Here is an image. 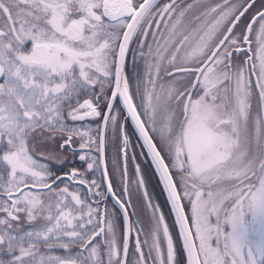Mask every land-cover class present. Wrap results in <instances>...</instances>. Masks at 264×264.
Here are the masks:
<instances>
[{"label":"snow or ice","instance_id":"obj_1","mask_svg":"<svg viewBox=\"0 0 264 264\" xmlns=\"http://www.w3.org/2000/svg\"><path fill=\"white\" fill-rule=\"evenodd\" d=\"M264 0H0V264H264Z\"/></svg>","mask_w":264,"mask_h":264},{"label":"rangeland","instance_id":"obj_2","mask_svg":"<svg viewBox=\"0 0 264 264\" xmlns=\"http://www.w3.org/2000/svg\"><path fill=\"white\" fill-rule=\"evenodd\" d=\"M245 219L249 242L254 246L264 245V218L249 214Z\"/></svg>","mask_w":264,"mask_h":264}]
</instances>
